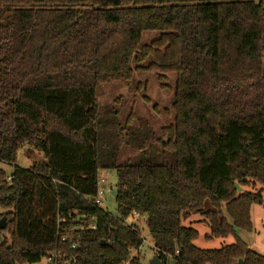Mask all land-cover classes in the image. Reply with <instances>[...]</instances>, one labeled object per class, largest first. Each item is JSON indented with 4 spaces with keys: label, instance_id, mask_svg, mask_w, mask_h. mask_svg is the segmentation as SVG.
<instances>
[{
    "label": "trees",
    "instance_id": "obj_1",
    "mask_svg": "<svg viewBox=\"0 0 264 264\" xmlns=\"http://www.w3.org/2000/svg\"><path fill=\"white\" fill-rule=\"evenodd\" d=\"M146 72L176 77L159 134L97 100ZM26 145L44 156L28 170ZM124 147L138 156L120 164ZM100 171L118 217L95 204ZM263 194L264 0H0V264H142L133 212L164 264H264L237 234ZM192 213L233 244L197 247Z\"/></svg>",
    "mask_w": 264,
    "mask_h": 264
},
{
    "label": "rangeland",
    "instance_id": "obj_2",
    "mask_svg": "<svg viewBox=\"0 0 264 264\" xmlns=\"http://www.w3.org/2000/svg\"><path fill=\"white\" fill-rule=\"evenodd\" d=\"M158 33L147 32L143 35L142 45L150 44L156 39ZM169 81L168 89L161 87L160 82L157 79L155 72L138 73L135 80L126 85L125 83H113L107 86L101 87L98 92V102L103 107L109 105H115L122 113L121 118H125L133 110L139 119H146L150 122L153 129L157 134L160 133L161 129L169 126L174 122V111L172 109V100L174 97L175 87V75H168ZM139 125L138 120L134 122ZM138 156V152L124 147L121 152L120 164H124L128 160H133ZM44 161V156L38 152L31 150L27 145L24 146L18 153V166L22 169L28 170L37 163ZM2 168L7 173H11L13 167L3 165ZM108 181L102 185L104 191L103 206L102 210L118 217L117 204L115 198L112 196V189L118 184L117 174L114 171L107 172ZM240 192L252 191L258 192L260 187L245 189L238 187ZM264 200V194H263ZM145 217H140L137 230L144 240V245L139 252H135L134 255H140L142 264H149L150 261L157 256L156 250L149 230L144 223ZM252 223L253 231H237L238 237L249 248L258 254L264 256V201L262 205H253L252 207ZM184 226L191 227L200 232L202 237L195 242L196 246L201 249H220L224 246L233 244V238L228 239H213L206 240L204 235L208 233V228L200 215L189 214L187 219L184 221ZM48 259L44 258L38 264H48Z\"/></svg>",
    "mask_w": 264,
    "mask_h": 264
},
{
    "label": "built area",
    "instance_id": "obj_3",
    "mask_svg": "<svg viewBox=\"0 0 264 264\" xmlns=\"http://www.w3.org/2000/svg\"><path fill=\"white\" fill-rule=\"evenodd\" d=\"M108 181V173L107 171H100L98 174V183H99V189H98V196L95 200V204L102 208L103 206V197H104V191L102 189V185L107 183ZM112 192V191H111ZM140 217H142L140 214L133 212L125 221V224L127 226L136 227L138 226V222L140 220ZM144 223H146V219L144 220ZM94 229V227H93Z\"/></svg>",
    "mask_w": 264,
    "mask_h": 264
},
{
    "label": "water",
    "instance_id": "obj_4",
    "mask_svg": "<svg viewBox=\"0 0 264 264\" xmlns=\"http://www.w3.org/2000/svg\"><path fill=\"white\" fill-rule=\"evenodd\" d=\"M112 196L114 197V198H116L117 197V195H118V189H117V187H115V188H113L112 189ZM6 225H7V220H6V218H2V219H0V231H2V230H5L6 229ZM101 245H108V244H106V242L105 241H102L101 242ZM149 264H164L162 261H160V259L158 258V256H155L151 261H150V263ZM240 264H242V261H240Z\"/></svg>",
    "mask_w": 264,
    "mask_h": 264
}]
</instances>
